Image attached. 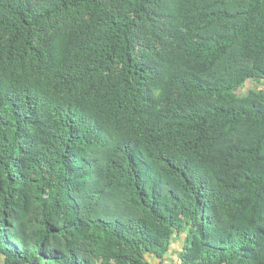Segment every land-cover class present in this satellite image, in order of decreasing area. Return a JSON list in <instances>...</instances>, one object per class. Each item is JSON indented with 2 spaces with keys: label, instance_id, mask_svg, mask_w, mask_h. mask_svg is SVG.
<instances>
[{
  "label": "trees",
  "instance_id": "trees-1",
  "mask_svg": "<svg viewBox=\"0 0 264 264\" xmlns=\"http://www.w3.org/2000/svg\"><path fill=\"white\" fill-rule=\"evenodd\" d=\"M264 0H0V264H264Z\"/></svg>",
  "mask_w": 264,
  "mask_h": 264
},
{
  "label": "crops",
  "instance_id": "crops-1",
  "mask_svg": "<svg viewBox=\"0 0 264 264\" xmlns=\"http://www.w3.org/2000/svg\"><path fill=\"white\" fill-rule=\"evenodd\" d=\"M181 247V242L176 240L173 241L171 245V249L174 250L170 254L166 255L165 260L163 261L164 264H175V254L177 255L178 249ZM150 260L152 261L153 264H159L160 260L159 258L155 257L154 255H150Z\"/></svg>",
  "mask_w": 264,
  "mask_h": 264
},
{
  "label": "rangeland",
  "instance_id": "rangeland-1",
  "mask_svg": "<svg viewBox=\"0 0 264 264\" xmlns=\"http://www.w3.org/2000/svg\"><path fill=\"white\" fill-rule=\"evenodd\" d=\"M250 88L264 89V80H248L246 84L241 89H239L238 93L243 94Z\"/></svg>",
  "mask_w": 264,
  "mask_h": 264
}]
</instances>
